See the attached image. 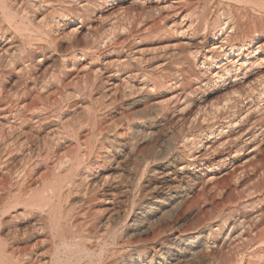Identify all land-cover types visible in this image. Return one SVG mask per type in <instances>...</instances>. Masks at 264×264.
I'll list each match as a JSON object with an SVG mask.
<instances>
[{
    "label": "bare ground",
    "instance_id": "bare-ground-1",
    "mask_svg": "<svg viewBox=\"0 0 264 264\" xmlns=\"http://www.w3.org/2000/svg\"><path fill=\"white\" fill-rule=\"evenodd\" d=\"M37 1L39 5L50 4V0ZM149 1L131 0L132 3H139V6ZM161 1L156 0L158 3ZM64 3H75L83 12L93 7V3L88 0H64ZM166 6L175 9L172 14L176 17L171 22H166L170 14L164 16L161 12L160 16H151V8L145 10L142 6L144 10L140 8L142 11L134 16L133 24L135 28L142 26L139 31H146L147 36V32H160L163 36L170 35L168 38L187 39L184 43L188 47L186 51L178 49L179 54L174 52L175 56L178 55L175 59L178 60L177 65H180L177 66L176 76L172 74L170 78L167 77L168 82L166 79H155L150 83H134L129 72L138 70L131 65V59L137 57H126L119 61L120 57L115 71L102 73V78L97 77L105 67L101 62L102 67L95 66V69L91 68L80 76L76 74L75 80L84 77V84L79 88L78 84L72 82L78 88L74 87L71 92L68 89L70 81L64 85L62 77L66 76L68 68H76L89 54L90 62L98 58L100 54L97 48L99 44H104L105 37L92 42L94 47L90 53L73 51L67 57H62V69L52 76L53 83L40 82L39 85V79L36 78L39 72L35 74L36 71H33V63L37 58H32V55L58 41L54 28L46 21L37 26L33 24L28 16V9L34 10L36 7L33 0H0L1 185L11 183L15 187L13 208L21 205L24 210L46 209L53 226L54 223L57 226L63 223L72 229L79 228L81 232L76 239L72 238L75 239L72 244L65 234H58L64 251L51 264H100L104 260L108 261L107 264H212L216 251L232 239L231 235L225 241L221 235L226 232V236L230 235L236 222H228L231 211L223 213L214 223H209L204 216L206 208L222 205L221 196L228 194V183L234 182L232 191L238 193L239 199L254 195L250 204L264 205V114L252 120H248V112L244 116H236L234 112L230 117L222 118L223 111L231 104L224 99L228 102H223L220 108L213 105L204 112L205 117L213 121L225 120L217 130L198 128L170 134L167 126L172 117L165 113L170 107L176 110L181 105L185 106L188 97L197 89L190 87L189 79L194 74L193 66L201 59L202 65H208L207 70L215 66L217 70L199 81L203 85L223 81L231 73L234 83L252 60L254 66L264 65V0H207L198 11L184 13L181 11L186 7V0H177ZM162 8L158 6V9ZM168 11L171 10L168 8ZM153 14L157 15L155 11ZM17 16L20 20L13 28L18 33L15 35L7 28L12 27L11 23ZM111 27L113 31V25ZM197 36H201V39L194 41L193 38ZM119 46L114 42L112 47L117 49ZM177 46L176 43L170 47L175 49ZM14 49H18V53ZM234 55L235 58H231ZM218 59H223V64L216 63ZM121 70L125 71V78L119 77L120 80L116 76ZM245 76L243 74L242 77ZM172 86L177 92L171 95L169 105L164 107L160 102H152L153 89L163 91ZM247 90L249 93L244 98L251 95L264 98V74ZM139 105L141 112L138 113H142V120L136 122L137 117L133 112ZM117 106L120 113L115 111ZM68 110L72 111L71 120L75 116L85 115L84 121L89 126H79L78 132L72 130L75 147L78 148L76 155L63 154L66 146L54 143L53 139L59 129L55 133L57 128L47 125L54 119L71 125V120L64 123L58 118ZM115 112L120 117L112 123L108 117L113 118ZM69 115L66 116L69 118ZM189 118L190 115H186L183 119L189 120L195 129L201 117L195 115ZM123 124L128 131L124 138L116 136L118 131L115 129ZM224 128L228 129L227 133L223 131ZM142 145L144 152L148 149V154H141L143 151L140 152L139 147ZM245 150L248 156L246 161L243 160L245 162L240 163ZM211 155L216 156L213 161L209 160ZM17 157L19 160L31 161L29 166L19 169L15 163ZM36 157L41 158L38 161ZM40 162L44 170H55L60 172V176L45 182L44 176L40 177L37 171L34 172ZM129 162L133 166L127 170L125 177V170L113 179H105V175L104 179L97 176L101 171H117L122 163ZM217 172L220 176H217ZM37 183L40 185L39 192L31 194L29 189ZM75 194L78 195V201L70 202L72 198L68 201ZM245 204L250 205L248 202ZM190 218L195 219L194 227H184V222ZM239 220L253 238L250 248L239 252L235 264H253L252 259L261 257L264 260V234L257 233L254 224H246L242 218ZM105 223L108 229L104 235L100 227ZM166 231H175L177 234L170 239L163 238ZM25 256L28 259L24 263L29 264L31 258L27 254Z\"/></svg>",
    "mask_w": 264,
    "mask_h": 264
},
{
    "label": "rangeland",
    "instance_id": "rangeland-1",
    "mask_svg": "<svg viewBox=\"0 0 264 264\" xmlns=\"http://www.w3.org/2000/svg\"><path fill=\"white\" fill-rule=\"evenodd\" d=\"M88 1L89 2L91 1V3H93V7L90 9V11L83 12L81 8H78L77 4L75 3L67 4V3H64V0L63 1L50 0L49 1L50 4L41 3V5L38 4L39 2L37 0H33V2H35L36 4V7H34V10L33 8L31 10L28 9V16L29 18L31 17L30 19L32 20L33 24L37 26L42 22L43 23L49 22L51 26H53L52 28H54L53 29L55 31L54 33L58 37L57 39L58 41H54L53 43H51V46L47 48L48 50L44 48L40 50L41 52L39 51L35 55L34 54L32 55L34 56L32 58H37L35 59L36 63L35 62L33 63V69H34L33 71L34 72L36 71L35 74L39 72L36 75L37 80L39 79L38 80L39 85H40V82L41 84L44 82L45 83L47 82L50 84L53 83L52 76H54L55 73L59 72L62 69L63 63L60 60L62 57H67V54L73 51L77 52V51L82 50L84 52L90 53L94 47L92 42H94L97 39L104 38V37H105L104 44L103 43L99 44L97 48V51L99 50L98 54H100L98 58H93V61L90 62L89 61L90 58H88L90 57L89 56L90 54L89 55L87 54L88 57L81 63L79 62L77 64L76 68L78 67V69L68 68V71H66L68 73H66V76L62 77L61 80L63 84L65 83L64 85H68L70 81V84L68 85V89H70L69 91L72 92L74 87H77L76 85L74 86V83L78 84L79 88H81L84 84V80H82L84 79V77L80 79L76 78L75 80L76 74L79 76L81 74L83 75L87 71L89 72L91 68L93 69L95 66L102 67V65L105 64V67H103V70H102L103 72L97 75V77L99 76V78H102V73L109 72V71L111 72L115 71L116 66L119 65L117 60L120 59V57L121 59L119 61L123 60L126 57H132V58L137 57L136 59H131L132 60L131 65L133 67L136 66L138 70L133 73L129 72L132 77L131 81L134 83H139V82L150 83L152 80H155V79L156 80L166 79L168 82L169 80L168 78H170L172 74L176 76L177 74L176 69L179 68L177 66H180V65H177L178 60H175V59L178 58L177 57L178 55L175 56L174 52H178L179 54L178 49L180 50L182 49L183 51H186L188 47L185 46L184 43L187 42V39H174L173 37L168 38L170 35L165 34L163 36L159 34L160 32H156L159 35H157L155 32H147L148 33V36H147L145 33L146 31L145 32L139 31L142 26H140V28H137V27L135 28L136 25L134 26L135 22L133 21V19L136 14H139L142 11L141 9H143L142 8L143 6L145 10L146 9L149 10L151 8L150 11L152 13L151 12L149 13V11H147L151 16L153 15L155 17L158 15L160 16L161 12H162L161 14L164 16L170 14L171 19L169 16H168L169 18L168 17L166 18L167 19L166 22L169 23L172 20H174L173 17L175 18L176 15L172 14L174 13L173 11H175V9L174 8L172 9L166 5L170 3H174L177 0H162L159 3L156 2V0H150L148 2L149 4L145 3V5L144 4L142 6L140 5L141 7L139 6V3L138 4L132 3L131 0L130 1L128 0L127 1L107 0L106 2H99L98 0H88ZM206 1L207 0H186V7L183 8L181 13H184L186 11H192V12L198 11V8H201L202 5L206 3ZM160 5L163 8L165 5V9L163 8L162 10L158 9V6L160 7ZM168 8L171 11H168ZM17 9H18V6L13 11L15 12L17 11ZM77 10L79 12L81 11V13H79ZM130 11L132 14L130 13ZM154 11L155 13H157V15L153 14ZM127 13H129L130 15ZM22 14L23 13H21L19 16H21ZM19 16L13 19V22L11 23V26H12L11 28L8 29L6 26L7 30H9L10 33H13V34L15 33V35H17L18 33L14 32L13 28L15 24H17L20 20ZM43 18L46 20H44ZM5 22L6 21L2 19V23L6 25L7 23ZM147 23L149 22H146V24ZM114 24H115V28L117 27L116 28L117 30L114 28ZM111 25H113V31L112 29L110 30ZM130 29L132 33H130ZM154 33L156 34V36ZM183 38H186V37H183ZM199 39H201V36H197L193 38L194 41H197V40L199 41ZM108 40L112 43L110 44ZM262 40L264 41V37ZM169 41H170V44L168 43ZM39 42L41 44L42 41H39ZM114 42L115 43L117 42V44L120 45L119 47H117V49H114V47H112ZM176 43L178 46L175 47V49L174 48L172 49L170 46ZM178 43L183 44V45H180ZM41 45H43V43ZM256 45L257 43L255 42L254 47H256ZM163 46L164 48H161ZM15 51H17L18 53V49ZM231 58H235V55ZM201 61L203 60L202 59L199 60L198 61L199 63H197V65L193 66L192 68L194 74L189 79L190 87H194L195 89L196 88L197 89L194 91L193 94L189 93L191 95L188 97L189 99L187 103H185V106L181 105L176 110H173L170 107V109L167 108L168 110L166 109L167 111H165L167 116L172 117V119L170 120V124L167 126V128L171 131L170 134H180L181 131L183 132H188L190 130L195 131V130H198V128H203L204 130L205 129L212 130V128H214V130H217L219 126L223 125L222 123H224L225 120L219 119L220 121L219 120H217V122L216 120L213 121L210 117H205L204 112L208 110L210 107H212L213 105L214 106L216 105L215 108L218 106L217 109L220 108V106L223 105V102L226 103L229 101L228 103H231V104L228 105L227 110L223 111L224 116L222 118L230 117V115L233 114L234 112L236 113L235 114L236 116L238 115L244 116L248 112L250 114L248 115V120L249 119L252 120L254 117L257 118L261 114H264V98L259 99L258 97L254 95H251L248 98H244L245 95L249 93L247 90L248 86L253 85L254 81L264 74V65L261 66V65L255 64L254 66V64H252L254 60H252L251 62H248V67L239 74V77L236 78L234 83L232 82L234 78L232 77L233 74L231 73V75H229V78H225L223 80L224 82L220 81V82H216L215 84L209 83L207 85H203V83H199V81L205 80L206 77H209L210 74L211 75L214 74L215 73L214 71L217 72V70H216V66L212 68L211 70L210 69L207 70L208 65L207 64L202 65ZM88 62H90V64H87ZM100 62L102 65L100 64ZM223 62H224L223 59H218L216 63L221 65L223 64ZM84 65L85 67L82 68ZM79 68L81 70H79ZM162 68L164 70H162ZM74 71L76 73H74ZM124 72H125L124 70L119 71L116 78L124 79L125 78V75H123ZM243 74H246V76L242 77ZM72 82L74 83L71 84ZM196 84H199V85H196ZM107 89L109 88H106V90ZM175 90L177 89H175L173 86L172 88L166 87L163 91L153 89L151 92V94L153 95L152 102L154 103L160 102L164 107H166L171 102V99H170L171 95H174V93L177 92ZM71 99L73 100V97ZM224 99L225 100L227 99L228 101L225 102ZM95 103L96 102H94V104ZM123 104L125 103L123 102ZM121 105L119 108L122 107ZM89 106H87L86 108H89ZM119 108L118 106L115 108V111L117 113H120V110H118ZM135 108L136 109L138 108V110L134 109L133 114H135V118L137 117L136 122H139L140 120H142V117L140 116L142 115V113L141 114L138 113V112H141L139 109L141 108V105ZM70 112L72 113V111H69V110L66 113L64 112V114L62 113L60 116H58L59 120L60 119L63 120L64 123L69 122L71 120L70 117L72 115ZM116 112L112 115L113 118H111V116L108 117L109 121L112 123L117 122L116 120L119 119L120 117L118 116ZM66 115L67 116L69 115V118ZM186 115H190V118L195 115H198L201 117L199 121L196 123L195 129H193V125L190 123L189 120L183 119ZM79 116L78 117L75 116L72 118L71 120L72 122L70 121L71 125L62 124L61 122L59 123L58 119L51 120L50 124H47L48 126L52 127L53 125V127L57 128L55 133H57L59 129L58 134L54 135L53 139H54V143L59 142V144H63L66 146L65 149L63 150L64 155H76V153L78 152V148L75 147V141L73 138L72 130H74L75 132L76 131L78 132L79 126L84 127V128L89 127L88 122L86 120L84 121V118L86 117H83V116L85 115H81L80 117ZM64 117L67 119L65 120ZM115 129L116 131H118V133L116 132L117 133L116 136L124 138L128 135L127 134L128 131L126 130V127L124 124L121 127L120 126L115 127ZM227 130L228 129L224 128L223 131L227 133ZM142 146L139 147L140 152L144 150V145ZM262 148L264 150V144L262 145ZM148 152H149L148 149H145V152L143 151L141 154L143 153L148 154ZM242 153H244V155H241L240 160H239L240 163L245 162L246 156H248L246 155L247 150L243 151ZM17 158L15 159V163H17V167H19V169L28 167L29 166L28 164H30L31 162L26 159L23 161L22 159L19 160V158L18 159ZM40 158L41 157H36L38 161L40 160ZM214 158H216V156H212V155L209 156L210 161H213ZM132 166L133 165L130 162L129 164L122 163L121 167L117 171H113V172L101 171L97 174V176H99L98 178H102V179H104L105 176H106L105 179H113V178L118 177V175L120 176V174L123 173L122 170H125L126 172L124 173L125 175L123 176L125 177L127 175V170L129 168H132ZM36 171L37 173H39V174L37 173L36 174L40 175V177L44 176L45 182L53 181L55 177L57 178V176H60V172H58L59 173L58 174L55 170L53 172L44 170L43 163L41 162L39 163V166L37 168L35 167L34 172ZM218 173L219 172H217V176H220V174ZM1 178L2 177L0 175V264H27V263H24L28 259L25 256V254H27L28 257L31 258V261L29 264H51L53 262V259H55V257L57 256H62V253L64 251V249L62 248L61 241L58 238V234L59 233L60 234L62 233L63 235L65 234L64 236L68 238V240L71 241V244H72L74 243V240L76 239V237L80 235L81 233L79 231L80 229L79 228L72 229V228L66 227L63 223H62V226H61V223H59L58 226L55 225L54 223V226H53L51 218L49 217V215H47L49 212L46 209L43 211L42 210H27V209L24 210V208L21 205L17 206L16 208L15 207L13 208L12 207L14 205L13 199H14V196L16 195V192H14L15 187L11 183L8 185L2 186ZM228 184H230L228 185V188L230 191L228 190V194L225 195L226 197L221 196V200L223 201L222 205H219V206L213 205L211 207L206 208L207 212L204 216V219L206 218V220L209 223H214L219 219V217L223 213L231 211L232 215L227 217L228 222H231V223L236 222L235 225H233V231L230 233V235L226 236L227 232L221 235V238L222 239L225 238V241H227L231 235H232L231 236L232 239L231 241H227V243H225L221 249L216 251L212 259V264H235L237 260L239 259V252L241 250H244L245 248H250V246L252 245L253 237L250 235L249 231L246 230V226L243 227V225L240 224V220H239L240 218L245 219L246 222L244 221V223L246 224H250V223L254 224L257 227L256 229L257 233L264 234V205H261V206L251 205L250 201L254 199L255 197L254 195L246 196L243 199H239L238 193L232 191L234 187L233 185L234 182H230ZM39 188H40V185L38 183L35 184L29 189L31 190L30 193L36 195L39 192L38 191ZM231 191L232 193H230ZM71 198L74 201L72 200L70 202H77L79 199L78 195L76 194L70 197L68 201ZM215 201L217 200L215 199ZM235 202H237L238 204H236ZM246 202H248L250 205H246L245 204ZM194 224H195V219L190 218L184 222V227L193 228ZM107 227L108 225H106V223L103 224L102 227H100L101 228L100 230L102 229L104 230V231L102 230L101 234L105 235L106 229H108ZM66 229H68L69 232ZM66 231L68 232V235ZM176 234L177 233L175 231L171 233H168V231H166L163 234L164 236L163 238L169 237L168 239H170L172 236H175ZM72 238H75V239L73 240ZM252 262L253 264H264V260L262 257L258 259L257 258L252 259ZM107 263L108 261L104 260L100 264H107Z\"/></svg>",
    "mask_w": 264,
    "mask_h": 264
}]
</instances>
